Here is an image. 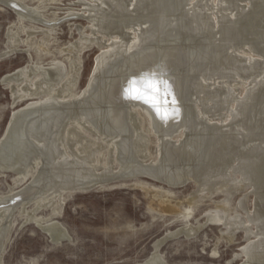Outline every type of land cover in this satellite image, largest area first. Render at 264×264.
I'll return each mask as SVG.
<instances>
[{
    "label": "bare ground",
    "instance_id": "obj_1",
    "mask_svg": "<svg viewBox=\"0 0 264 264\" xmlns=\"http://www.w3.org/2000/svg\"><path fill=\"white\" fill-rule=\"evenodd\" d=\"M16 1L28 13L16 11L18 32L9 35L15 49L24 41L38 55L55 57L2 78L12 89L13 105L37 99L14 110L0 139V169L16 173V185L29 181L23 189L0 194V264L15 210L60 243L70 237L52 219L61 213L65 193L139 176L174 188L195 182L188 200L194 207L222 193L205 221L222 224L230 244L244 233L246 243L236 254L240 264H264V0H80L83 12L71 8L65 17L85 16L90 29L77 26L79 37L57 49L47 41L58 23L45 20L47 0L35 6ZM25 19L51 29L25 25ZM22 29L27 40L19 39ZM38 31L43 37L36 44ZM94 46L104 48L86 86L76 93L82 55ZM58 54L67 55V62ZM143 78L161 81L160 110L172 112L167 119L144 100L126 101L131 99L127 89L147 87ZM144 116L156 137L154 158ZM154 191L167 211L180 210L171 192ZM239 192L245 193L233 204ZM21 193L29 196L8 204ZM250 193L254 202L248 208ZM44 206L51 207L49 219L38 215ZM206 223L180 226L156 241L149 258L133 264H170L160 252L165 239L195 235Z\"/></svg>",
    "mask_w": 264,
    "mask_h": 264
},
{
    "label": "rangeland",
    "instance_id": "obj_2",
    "mask_svg": "<svg viewBox=\"0 0 264 264\" xmlns=\"http://www.w3.org/2000/svg\"><path fill=\"white\" fill-rule=\"evenodd\" d=\"M25 1L30 6H35L44 0ZM79 1L47 0L44 3L46 22L52 23L58 20L55 26L56 31L47 39L50 49L65 47L71 41L76 40L79 37L77 26L89 31L90 22L87 17L66 18L71 8H78L76 12H83L81 10L84 6ZM19 22L17 12L0 3V54L11 50L10 55L0 58V139L6 132L5 129L8 127L14 110L37 99L27 98L13 105L12 89L3 82L2 78L33 62L48 64L55 57L54 55H38L36 50L28 48V44L24 41L19 42L15 49L9 35L11 32H18ZM24 24L51 29L48 23H35L28 19L24 20ZM18 36L21 40H27L28 33L22 29ZM35 36L34 43L38 44L43 37L42 33L38 31ZM103 48L94 46L82 55V70L76 93L86 86L95 64V58ZM57 56L67 62V55L58 54ZM143 127L151 135L149 148L154 158L157 149L156 137L147 117L143 120ZM81 128L89 136L102 142V137L96 135L90 128L85 126ZM107 151L108 149L105 148L98 156L102 157L101 155ZM32 172L35 173L36 169ZM16 177V173L4 172L0 169L1 197L8 195L11 191L23 189L29 183L25 180L16 185ZM31 177L30 175L29 178ZM156 189L171 192L172 200L181 203L180 210L167 211L156 198V191H154ZM196 189V183L193 181L185 186L174 188L154 178L139 176L128 181L108 183L88 192L71 190L64 195L65 203L61 213L52 219L60 222L69 234L70 238L60 243L54 242L49 234L34 221L27 222L26 215H21L17 209L10 218L11 233L2 256V264H133L143 262L153 253L156 241L166 237L168 233L178 230L180 226V228L186 225L187 227L198 226L207 222L205 214L214 209V201L220 200L223 195L217 193L213 199H203L201 203L198 202L197 207H194L188 200ZM244 193L235 194L233 204ZM252 199L253 194L250 193L247 201L248 208L253 205L254 200ZM32 207L33 205H30L28 209ZM50 208L49 206L42 207L38 215L49 219L52 213ZM221 226L222 224L207 222L206 226H203L195 235L185 236L186 234L182 233L174 237L169 236L161 245L160 252L164 253L170 264H227L230 259H232L231 264H240L242 257L237 258L236 254L241 252L242 246L246 243L244 233L239 231L236 236L237 241L230 244L223 236L224 226ZM214 251L217 253L214 254Z\"/></svg>",
    "mask_w": 264,
    "mask_h": 264
},
{
    "label": "snow or ice",
    "instance_id": "obj_3",
    "mask_svg": "<svg viewBox=\"0 0 264 264\" xmlns=\"http://www.w3.org/2000/svg\"><path fill=\"white\" fill-rule=\"evenodd\" d=\"M131 83L132 85H135L137 82L133 81ZM144 83L147 85V87L143 89H135L134 87H130L125 91V95L134 100H144L145 102L151 104L157 110V113L161 116L162 119H167L169 116V112L167 110L161 112L160 110L161 81L145 78ZM165 88H167L166 82ZM170 94V92H165V95ZM172 104H175L174 99L172 101Z\"/></svg>",
    "mask_w": 264,
    "mask_h": 264
},
{
    "label": "water",
    "instance_id": "obj_4",
    "mask_svg": "<svg viewBox=\"0 0 264 264\" xmlns=\"http://www.w3.org/2000/svg\"><path fill=\"white\" fill-rule=\"evenodd\" d=\"M0 3H2V4H4V5H7V6H9L10 8H12V9H14L15 11H19V12H23V13H28L24 8H23V6L18 2V1H16V0H0ZM145 78H143V79H141V80H144ZM140 80V79H139ZM140 80V81H141ZM132 100H134V99H127L126 101H132ZM134 101H136V100H134ZM168 112L171 114L172 112H170L169 111V109H168ZM170 114H169V116H170ZM168 116V117H169ZM159 118L162 120V118H161V116L159 115ZM29 195H26V194H23V193H21V194H19V195H17V196H14L13 198H11L10 200H9V205H13V204H16V203H18V202H20V201H22L24 198H26V197H28ZM169 237V236H168ZM167 237V238H168ZM166 238V239H167ZM165 239V240H166Z\"/></svg>",
    "mask_w": 264,
    "mask_h": 264
}]
</instances>
